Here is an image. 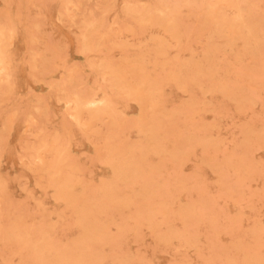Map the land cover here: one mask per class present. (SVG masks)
Listing matches in <instances>:
<instances>
[{"label":"rangeland","instance_id":"rangeland-1","mask_svg":"<svg viewBox=\"0 0 264 264\" xmlns=\"http://www.w3.org/2000/svg\"><path fill=\"white\" fill-rule=\"evenodd\" d=\"M0 39V264H264V0H0Z\"/></svg>","mask_w":264,"mask_h":264},{"label":"bare ground","instance_id":"bare-ground-1","mask_svg":"<svg viewBox=\"0 0 264 264\" xmlns=\"http://www.w3.org/2000/svg\"><path fill=\"white\" fill-rule=\"evenodd\" d=\"M232 1V0H231ZM208 2V1H207ZM158 3H156V5H157ZM67 5V4H66ZM121 5V4H120ZM72 6V5H71ZM227 6V5H226ZM210 8H211V6H209ZM68 8H70V7H68ZM237 8V7H236ZM168 9V8H167ZM141 10V9H140ZM208 11H210L209 9H208ZM238 13V12H237ZM176 14V13H175ZM208 14V13H207ZM197 15V14H196ZM205 18V17H204ZM234 18H235V16H234ZM237 18V17H236ZM150 19V18H149ZM202 19V18H201ZM139 20V19H138ZM148 20V19H147ZM158 21V20H157ZM159 22V21H158ZM172 24V23H171ZM138 26V25H137ZM144 26V25H143ZM224 27V26H223ZM112 28V27H111ZM123 28V27H122ZM142 28V27H141ZM233 28H235V27H233ZM125 28H123V30H124ZM158 29V28H157ZM115 30V29H114ZM233 30V29H232ZM162 31V30H161ZM238 31H239V29H238ZM3 32V31H2ZM107 32V31H106ZM163 32V31H162ZM9 34V33H8ZM119 34V33H118ZM123 34V33H122ZM172 34V33H171ZM238 34V33H237ZM211 35V34H210ZM83 36H85V35H83ZM161 36V35H160ZM85 38H86V36H85ZM251 39V38H250ZM1 40V39H0ZM169 40V39H168ZM195 40V39H194ZM240 40V39H239ZM6 41V40H5ZM182 41H184V40H182ZM166 42V41H165ZM168 42H170V40L168 41ZM175 43V42H174ZM89 45H91L90 43H89ZM175 45V44H174ZM221 46V45H220ZM247 46V45H246ZM126 47H128L129 48V46H126ZM188 48V47H187ZM226 48V47H225ZM141 50V49H140ZM1 51V50H0ZM144 51V50H143ZM227 51V50H226ZM172 54V53H171ZM188 54V53H187ZM93 58V57H92ZM196 58V57H195ZM3 59V58H2ZM126 62V61H125ZM5 63H6V61H5ZM4 63V64H5ZM95 63H97V62H95ZM227 63V62H226ZM104 64V63H103ZM131 64V63H130ZM105 65V64H104ZM126 65H128V64H126ZM175 65V64H174ZM103 66V65H102ZM134 66V65H133ZM128 67V66H127ZM146 67H147V65H146ZM164 67V66H163ZM105 68V67H104ZM137 68H138V66H137ZM150 68V67H149ZM135 69V68H134ZM107 70H110V68L109 69H107ZM115 70V69H114ZM137 70V69H136ZM141 70V69H140ZM183 70V69H182ZM106 71V70H105ZM105 71H104V73H105ZM143 71V70H142ZM240 71V70H239ZM108 72V71H107ZM111 72V71H110ZM122 72V71H121ZM135 72V71H134ZM139 72V71H138ZM136 73V72H135ZM106 74H108V73H106ZM137 74V73H136ZM105 75V74H104ZM110 75V74H109ZM166 76H168V75H166ZM216 76V75H215ZM116 77V76H115ZM106 78V77H105ZM118 78V77H117ZM215 78V77H214ZM8 79V78H7ZM2 80V79H1ZM122 80V79H121ZM143 80V79H142ZM147 82H149V81H147ZM153 82V81H152ZM148 84H150V83H148ZM147 85V84H146ZM105 87H107V86H105ZM109 88V87H108ZM111 89V88H110ZM176 89V88H175ZM126 90V89H125ZM150 90V89H149ZM180 90V89H179ZM185 90V89H184ZM183 90V91H184ZM108 91V90H107ZM135 91V90H134ZM109 93V92H108ZM136 93V92H135ZM138 93V92H137ZM141 93V92H140ZM100 97V96H99ZM142 98V97H141ZM73 99V98H72ZM97 99H98V97H97ZM69 102V101H68ZM79 104V103H78ZM77 104V105H78ZM100 104H102V102H101V100H92V101H87V102H85V105L86 106H88V107H92V108H94V107H96L97 105H100ZM134 104V103H133ZM143 104V103H142ZM84 105V106H85ZM106 105V104H105ZM82 106V105H81ZM73 108V107H72ZM107 108V107H106ZM145 108V107H144ZM148 108V107H147ZM118 110V109H117ZM85 112V111H84ZM123 112V111H122ZM105 114V113H104ZM73 115H74V113H73ZM87 115H88V113H87ZM126 115V114H125ZM92 117V116H91ZM80 117H78V119H79ZM105 118H106V116H105ZM101 119V118H100ZM83 122V121H82ZM81 122V123H82ZM99 122V121H98ZM97 122V123H98ZM116 123V122H115ZM84 125V124H83ZM82 125V126H83ZM86 125V124H85ZM85 127V126H84ZM89 127H90V125H89ZM119 127V126H118ZM91 129V128H90ZM143 136V135H142ZM137 138V137H136ZM144 138H147V136L146 137H144ZM209 138V137H208ZM143 139V138H142ZM145 141V140H144ZM148 141V140H147ZM120 142V141H119ZM123 142V141H122ZM149 142V141H148ZM146 143V142H145ZM132 144V143H131ZM146 144H148V143H146ZM207 144V143H206ZM151 145V144H150ZM38 146V145H37ZM149 146V145H148ZM148 146H145V147H148ZM140 146H138V148H139ZM150 147V146H149ZM38 149V148H37ZM108 152V151H107ZM106 154V153H105ZM128 154V153H127ZM97 155H99V154H97ZM104 155V154H103ZM130 156H132V155H130ZM60 157V156H59ZM98 157V156H97ZM104 157V156H103ZM41 158V157H40ZM35 159H37V158H34V160ZM61 160V159H60ZM102 160V159H101ZM112 160V159H111ZM107 161V160H106ZM113 161V160H112ZM111 161V162H112ZM123 162V161H122ZM47 163V162H46ZM56 163V162H55ZM41 165H43V164H41ZM100 165V164H99ZM125 167V166H124ZM45 168V167H44ZM131 168V167H130ZM134 168V167H133ZM147 168V167H146ZM106 169V168H105ZM49 170H51V168L49 169ZM109 170V169H108ZM66 171V170H65ZM65 171L63 172V173H65ZM72 171V170H71ZM125 171H127V170H125ZM123 172V171H122ZM135 172V171H134ZM133 172V173H134ZM137 172H139V171H137ZM41 173V172H40ZM121 173V172H120ZM43 174V173H42ZM109 174H111V173H109ZM138 174V173H137ZM59 175V174H58ZM119 175V174H118ZM132 175H134V174H132ZM140 175H141V173H140ZM62 176V175H61ZM70 176V175H69ZM48 177H49V175H48ZM134 177V176H133ZM68 179V178H67ZM60 180V179H59ZM67 181H69V179L67 180ZM56 182H58V181H56ZM99 182H101V181H99ZM104 182V181H103ZM109 183H110V179H109ZM60 184V183H59ZM101 184V183H100ZM57 185V184H56ZM63 185V184H62ZM103 185V184H102ZM114 185V184H113ZM144 185V184H143ZM110 186V185H109ZM111 187H112V185H111ZM127 188V187H126ZM143 188V187H142ZM104 189V188H103ZM112 189V188H111ZM110 189V190H111ZM140 189H141V187H140ZM144 189V188H143ZM146 189V188H145ZM60 190V189H59ZM65 190V189H64ZM105 190V189H104ZM52 191V190H51ZM62 191H63V189H62ZM68 191V190H67ZM111 191H113V190H111ZM142 192V191H141ZM51 193V192H50ZM65 193V192H64ZM70 193V192H69ZM138 193V192H137ZM62 195V194H61ZM75 195V194H74ZM115 195V194H114ZM133 195V194H132ZM66 196V195H65ZM70 196H72V195H70ZM112 196V195H111ZM116 196V195H115ZM137 196V195H136ZM60 197V196H59ZM69 197V196H68ZM71 198V197H70ZM109 198V197H108ZM133 198V197H132ZM144 198V197H143ZM54 199H56V198H54ZM66 199V198H65ZM92 199V198H91ZM100 199V198H99ZM120 201V200H119ZM118 201V202H119ZM62 202V201H61ZM65 202V201H64ZM67 202H68V200H67ZM94 202V201H93ZM70 203V202H69ZM74 203V202H73ZM73 203H72V205H73ZM95 203H96V201H95ZM94 203V204H95ZM64 204H68V203H64ZM92 204V203H91ZM63 205V204H62ZM72 205L70 206V207H72ZM75 205V204H74ZM66 206V205H65ZM91 207H93L94 205H90ZM125 206V205H124ZM157 206H159V204L157 205ZM69 207V210L71 209ZM75 207H77L76 205H75ZM96 207V206H95ZM160 207V206H159ZM66 208H68V206L66 207ZM72 208H74V207H72ZM94 208V207H93ZM105 208V207H104ZM74 209H76L75 211H73V212H76L78 209L77 208H74ZM81 209V208H80ZM79 209V212L81 211L82 212V210H80ZM85 209V208H84ZM125 209V208H124ZM164 210V209H163ZM85 211V210H84ZM89 211V210H88ZM103 211H104V209H103ZM132 211H133V209H132ZM152 211H154V210H152ZM166 211V210H165ZM133 212H135V211H133ZM86 213V212H85ZM98 213V212H97ZM104 213H106V212H104ZM78 214H80V213H78ZM159 214V213H158ZM75 215V214H74ZM88 215H91V214H89L88 213ZM96 215H99V214H96ZM135 215V214H134ZM138 215V214H137ZM77 216V215H76ZM75 216V217H76ZM92 216V215H91ZM90 216V217H91ZM84 218L86 217V216H83ZM83 217H81L82 218V221L84 220L83 219ZM136 217V216H135ZM74 218V217H73ZM78 218V217H77ZM77 218H76V220H77ZM88 218V217H87ZM87 218H85V219H87ZM146 218V217H145ZM74 220V219H73ZM79 220V219H78ZM91 220H93V217L91 218ZM111 220V219H110ZM81 220L80 221H78V223L79 222H82ZM88 221H89V219H88ZM150 221V220H149ZM75 222V221H74ZM74 222H72V223H74ZM140 222V221H139ZM142 222H143V220H142ZM90 223V222H89ZM92 223V222H91ZM112 223V222H111ZM149 223V222H148ZM161 223H163L164 224V222H161ZM82 224V223H81ZM81 224H79V225H81ZM87 224V223H86ZM95 224V223H94ZM120 223H118V225H119ZM136 224H138L139 225V223H136ZM147 224V223H146ZM150 224V223H149ZM75 225V224H74ZM73 225V226H74ZM121 225V224H120ZM135 225V224H134ZM133 225V226H134ZM157 225V224H156ZM165 225V224H164ZM75 226H77V224L75 225ZM84 226V225H83ZM116 226H117V224H116ZM137 226V225H136ZM150 226V225H149ZM82 227V226H81ZM80 227V228H81ZM85 227V226H84ZM76 228H78V226L76 227ZM78 229V230H82V229ZM124 228V227H123ZM164 228V227H163ZM84 229V228H83ZM131 229V228H130ZM153 229V228H152ZM172 230V229H171ZM170 230V231H171ZM152 231H154V230H152ZM175 232H176V230H174ZM173 232V231H172ZM82 233H83V231H82ZM149 233V232H148ZM159 233V232H158ZM161 233V232H160ZM83 235V234H82ZM84 235H86V234H84ZM84 238H85V236H83ZM174 237H175V235H174ZM184 239V238H183ZM186 240V239H185ZM77 247H76V249L77 248H79V250H80V247H79V245H76ZM82 246V245H81ZM74 247V246H73ZM75 248V247H74ZM85 248V247H84ZM72 249V248H71ZM75 249V250H76ZM66 250V249H65ZM78 250V249H77ZM73 251V250H72ZM74 253H75V251H73ZM73 252H71V250H70V253H73ZM94 253V252H93ZM60 254V253H59ZM65 254H66V252H65ZM72 255H74V254H72ZM77 255V254H76ZM75 256V255H74ZM79 256V255H78ZM85 256V255H84ZM95 256V255H94ZM80 257V256H79ZM88 257H90V256H88ZM65 258V257H64ZM71 258V257H70ZM76 258V257H75ZM95 258V257H94ZM69 259V258H68ZM80 259V258H79ZM84 259V258H83ZM93 259V258H92ZM85 260H86V262L89 260V258H88V260L85 258ZM95 260V263L97 262L96 260V258L94 259ZM59 261V263H60V260H58ZM71 261V260H70ZM78 261V260H77ZM81 261V260H80ZM74 262V261H73ZM72 262V263H73ZM90 262L91 261H89L88 263L90 264ZM71 263V264H72ZM78 263H79V261H78ZM82 263V262H81ZM98 263V262H97ZM244 263V262H243ZM254 263H256V262H254ZM47 264V263H46ZM84 264H85V262H84ZM94 264V263H93ZM246 264V263H245Z\"/></svg>","mask_w":264,"mask_h":264}]
</instances>
